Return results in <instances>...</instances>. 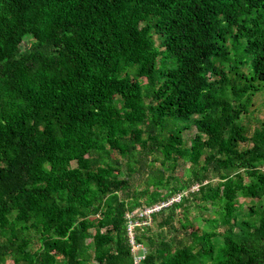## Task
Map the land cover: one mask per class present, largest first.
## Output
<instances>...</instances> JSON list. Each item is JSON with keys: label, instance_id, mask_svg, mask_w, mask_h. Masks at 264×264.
Returning <instances> with one entry per match:
<instances>
[{"label": "trees", "instance_id": "trees-1", "mask_svg": "<svg viewBox=\"0 0 264 264\" xmlns=\"http://www.w3.org/2000/svg\"><path fill=\"white\" fill-rule=\"evenodd\" d=\"M263 89L264 0H0V264H264Z\"/></svg>", "mask_w": 264, "mask_h": 264}, {"label": "rangeland", "instance_id": "rangeland-1", "mask_svg": "<svg viewBox=\"0 0 264 264\" xmlns=\"http://www.w3.org/2000/svg\"><path fill=\"white\" fill-rule=\"evenodd\" d=\"M252 105H253V108L252 109H254L255 108V110L252 112L253 114H255L256 116H257V118H259V119H262L263 118V114H264V89L259 93V94H256L255 95V97H254V99L252 98ZM251 105V106H252ZM251 109V110H252ZM248 116H249V118L251 119V112L249 111V113H248ZM244 117V116H243ZM243 119V118H242ZM194 132V130L193 129H191V130H187L186 131V136L188 137V135L189 134H191V133H193ZM156 164H158V163H156ZM185 167H188V164H186L185 165ZM175 173H177L176 175L177 176H182V168H181V166L180 167H178L177 168V170H176V172ZM142 187H139V189H141ZM239 202L240 203H242V202H244V203H246V204H249V199H244V198H242V197H239ZM245 207V206H244ZM157 209V208H156ZM150 210L149 211H147V213L148 214H150ZM147 216V215H146ZM148 217V216H147ZM144 223L143 224H149L150 223V219H147V220H144L143 221ZM131 225L128 227V229H130V230H132V227H134V226H136V225H139L140 223H138V222H132V223H130ZM130 235H131V233H130ZM134 250H136V248H134ZM140 258H142V256L141 257H138L137 258V260H136V262L140 259ZM4 264H13V262L10 260V259H7L6 260V262L4 263Z\"/></svg>", "mask_w": 264, "mask_h": 264}, {"label": "built area", "instance_id": "built-area-1", "mask_svg": "<svg viewBox=\"0 0 264 264\" xmlns=\"http://www.w3.org/2000/svg\"><path fill=\"white\" fill-rule=\"evenodd\" d=\"M156 208H157V209H156ZM159 208H160V207H158V206H155V207H153V208L145 209V210H144V212H142V214H143V215H147V216H148L149 214L147 213V211H149V210H150V211H151L150 213H152L153 211H157ZM130 223H131V222H130ZM130 225H131V224H129V226H130ZM129 226H128V227H129ZM128 230H129V235H130V233H131V230H130V229H128ZM130 236H132V233H131V235H130Z\"/></svg>", "mask_w": 264, "mask_h": 264}]
</instances>
